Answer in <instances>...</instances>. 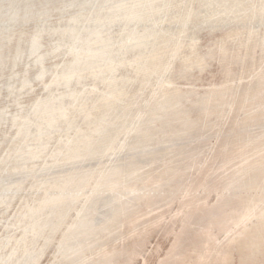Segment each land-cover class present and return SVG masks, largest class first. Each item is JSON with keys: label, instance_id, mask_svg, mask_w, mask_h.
Segmentation results:
<instances>
[{"label": "rangeland", "instance_id": "rangeland-1", "mask_svg": "<svg viewBox=\"0 0 264 264\" xmlns=\"http://www.w3.org/2000/svg\"><path fill=\"white\" fill-rule=\"evenodd\" d=\"M262 85L264 0H0V264H159L187 213L160 177L259 137Z\"/></svg>", "mask_w": 264, "mask_h": 264}, {"label": "bare ground", "instance_id": "bare-ground-1", "mask_svg": "<svg viewBox=\"0 0 264 264\" xmlns=\"http://www.w3.org/2000/svg\"><path fill=\"white\" fill-rule=\"evenodd\" d=\"M218 92L221 91L216 90L217 98L208 101L209 105L221 99V94ZM256 95L264 98V85L259 87ZM209 108L215 109L212 105ZM213 110L210 113L216 112ZM248 119L260 121L264 119V111L257 115H250ZM243 136L242 133H234V140L221 139V142L213 148L211 159L206 158V153L203 165L190 164L188 166L190 170L195 169L197 172L194 176L191 174L185 176L183 170H174L169 167L160 177V183L165 180L166 182L174 181L176 186L171 189L169 195H162L158 199L162 198L161 202L169 204L179 197L181 207L177 215L183 214L184 208L187 209V213L175 243L167 255L163 256L161 261L159 260V264H232L236 253H238L240 264H264V183H262L264 181V142L261 141L264 138V132L259 137L243 138ZM252 148L255 154L251 153ZM204 152L203 155H205ZM255 155L258 157L253 160ZM216 160H218L217 165H215ZM183 177L185 179L181 182ZM166 182L165 184H168ZM201 188L204 189L205 194L216 193L217 201L214 205H208L207 195L204 194L206 198L203 194L201 196L199 193ZM239 189H244L245 194L239 193ZM146 199L148 207L152 206L155 198L146 196ZM97 214L99 215L98 212ZM122 214L126 215L125 210H122ZM254 218L258 219L257 224L249 229V223ZM224 232L227 233V239L221 243L222 238L219 239L218 236ZM255 234H258L261 241L258 245H251ZM133 252L134 245H125L121 248L115 246L114 249H107L100 254L102 260H93V262L120 264L125 261L127 263L131 261L133 255L137 254V251ZM124 254H129L128 259L123 258Z\"/></svg>", "mask_w": 264, "mask_h": 264}]
</instances>
